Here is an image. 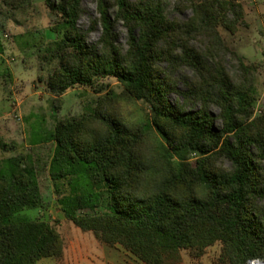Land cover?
<instances>
[{
	"label": "trees",
	"instance_id": "obj_1",
	"mask_svg": "<svg viewBox=\"0 0 264 264\" xmlns=\"http://www.w3.org/2000/svg\"><path fill=\"white\" fill-rule=\"evenodd\" d=\"M33 1L1 0L0 15L24 12ZM44 3L56 18L50 28L56 39L29 34L25 46L55 66L48 90L57 101L78 86L99 96L81 116L35 135L33 146L53 145L49 160L0 158V264L63 258L58 221L22 215L43 208L47 181L68 221L143 264H181L183 251L199 260L216 243L223 246L216 264H262L256 261H264V114L253 118L256 67L225 48L239 64L237 84L217 52L219 28L236 33L244 23L243 4L178 0V12L192 13L181 20L171 18L168 0H96L97 16L84 31V0ZM98 28L100 39L90 44ZM198 40L205 52L194 46ZM182 68L195 75L186 90L179 89ZM108 78L118 81L120 94L100 82ZM172 94L181 102L173 103ZM138 102L149 111L129 120L121 104ZM223 160L230 169L219 165Z\"/></svg>",
	"mask_w": 264,
	"mask_h": 264
},
{
	"label": "rangeland",
	"instance_id": "obj_2",
	"mask_svg": "<svg viewBox=\"0 0 264 264\" xmlns=\"http://www.w3.org/2000/svg\"><path fill=\"white\" fill-rule=\"evenodd\" d=\"M242 3L246 12L244 23L236 33L219 28L222 45L217 52L225 59L226 66L237 84L242 81L239 64L226 49L236 51L244 60L254 65L255 71L250 84L255 88L257 101L254 104V117L264 114V0H237ZM1 2V0H0ZM178 0H168V12L171 18L187 20L191 11L181 14L176 10ZM85 15L80 21V27L88 31L90 19L97 16L96 0H84ZM56 21L55 16L46 7L44 0H34L33 6L24 12L6 13L0 15V37L4 44V52L0 53V158L17 155H33L35 158L50 159L53 145L43 143L33 146L36 134L44 137L53 130L58 120L68 117H78L85 113L99 95L92 88L78 86L68 90L59 100L51 93L46 80L53 72L54 65L42 64L38 58L37 49H29L25 41L30 40L29 34L43 32L49 41L56 39L50 31ZM120 43L126 45V33L122 25L118 26ZM28 36V37H27ZM101 29L89 34L90 44H97ZM204 40L193 42L197 50L205 52ZM226 48V49H225ZM194 71L182 68L177 78L179 89L186 90L185 81L194 79ZM110 85L116 93L122 92V87L116 79L108 78L100 81ZM173 103L181 102L177 94L171 95ZM122 114L129 120H137L148 112V106L143 102L136 104H121ZM196 110L198 107L189 108ZM216 119L215 126L222 128L219 119L220 109L212 107ZM196 155L192 161L195 162ZM220 166L227 169L231 164L223 160ZM43 208L25 210L22 215L32 220L58 221V230L65 241V253L62 259L45 258L37 264H143L135 256L121 246L109 247L99 243L92 233H84L62 214L57 204L51 182L43 185ZM264 204V202H262ZM222 244L216 243L207 249L199 259H192L188 252H182L181 264H216L222 252Z\"/></svg>",
	"mask_w": 264,
	"mask_h": 264
},
{
	"label": "water",
	"instance_id": "obj_3",
	"mask_svg": "<svg viewBox=\"0 0 264 264\" xmlns=\"http://www.w3.org/2000/svg\"><path fill=\"white\" fill-rule=\"evenodd\" d=\"M256 262H261L262 264H264V261H256Z\"/></svg>",
	"mask_w": 264,
	"mask_h": 264
},
{
	"label": "built area",
	"instance_id": "obj_4",
	"mask_svg": "<svg viewBox=\"0 0 264 264\" xmlns=\"http://www.w3.org/2000/svg\"><path fill=\"white\" fill-rule=\"evenodd\" d=\"M251 263H252V262H251ZM251 263H250V264H251Z\"/></svg>",
	"mask_w": 264,
	"mask_h": 264
}]
</instances>
